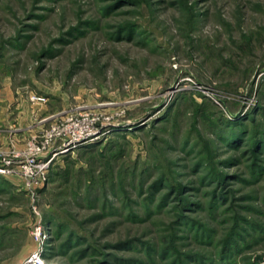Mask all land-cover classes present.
I'll return each mask as SVG.
<instances>
[{"label":"rangeland","instance_id":"rangeland-1","mask_svg":"<svg viewBox=\"0 0 264 264\" xmlns=\"http://www.w3.org/2000/svg\"><path fill=\"white\" fill-rule=\"evenodd\" d=\"M4 97L0 264H264V0H0Z\"/></svg>","mask_w":264,"mask_h":264},{"label":"crops","instance_id":"crops-1","mask_svg":"<svg viewBox=\"0 0 264 264\" xmlns=\"http://www.w3.org/2000/svg\"><path fill=\"white\" fill-rule=\"evenodd\" d=\"M6 98V100L3 101L2 105H0L1 144L6 143V139L9 138V134H11V132L12 134H14L13 137L17 141H20L27 139L34 129H38L41 127V121L37 122L36 119L31 118L30 106L27 101L23 100L21 97H17L16 100L15 98ZM5 111L9 112L7 116L4 113ZM4 123L5 125L6 123H8V127H6L5 125L3 126ZM5 131H7V133L9 134L7 135Z\"/></svg>","mask_w":264,"mask_h":264},{"label":"built area","instance_id":"built-area-1","mask_svg":"<svg viewBox=\"0 0 264 264\" xmlns=\"http://www.w3.org/2000/svg\"><path fill=\"white\" fill-rule=\"evenodd\" d=\"M82 128H80L79 130H71L70 135L65 137V139L63 140V144L61 145V150L65 151L66 149H68V146H74L77 141H81L82 139L86 138L87 136L91 135L90 133H84L81 131ZM47 140V139H46ZM35 146V145H33ZM37 149V146H36ZM55 154V152H53L52 156ZM52 156L43 159L40 158L38 160L34 161V157L30 156L28 158V160L26 161V163L22 164L23 169L29 173V175H31L32 177H37L39 172H41V177L43 178L44 176V172H45V168H47L49 166L50 163V159L52 158ZM8 162L5 160L4 162L0 163V171H4V167L6 166L5 164H7ZM39 177V176H38ZM48 237H46V234H43L39 239L40 242H43L44 239H46ZM31 260V261H30ZM30 261V262H29ZM27 263H31V264H45L44 263V259L42 257V253L41 250L37 251L36 253H33L32 255H30L26 261Z\"/></svg>","mask_w":264,"mask_h":264},{"label":"bare ground","instance_id":"bare-ground-1","mask_svg":"<svg viewBox=\"0 0 264 264\" xmlns=\"http://www.w3.org/2000/svg\"><path fill=\"white\" fill-rule=\"evenodd\" d=\"M89 141V140H88ZM31 261V260H30Z\"/></svg>","mask_w":264,"mask_h":264}]
</instances>
